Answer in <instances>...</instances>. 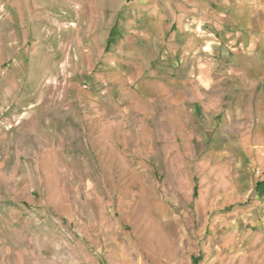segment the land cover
<instances>
[{"label": "rangeland", "instance_id": "1", "mask_svg": "<svg viewBox=\"0 0 264 264\" xmlns=\"http://www.w3.org/2000/svg\"><path fill=\"white\" fill-rule=\"evenodd\" d=\"M163 77L194 119L141 88ZM0 109V264H77L112 228L147 254L202 193L261 213L264 0H0Z\"/></svg>", "mask_w": 264, "mask_h": 264}, {"label": "crops", "instance_id": "2", "mask_svg": "<svg viewBox=\"0 0 264 264\" xmlns=\"http://www.w3.org/2000/svg\"><path fill=\"white\" fill-rule=\"evenodd\" d=\"M153 75L154 73L149 74V76ZM141 83V88H146L148 91L172 88L175 92L171 99H168L167 104L174 107L178 115H181L182 121L186 113L188 118L194 119L196 98L188 100L184 97L180 98L178 91L184 83L182 84L179 79L163 77L155 81L147 79ZM186 101L189 105H186ZM49 115H45L47 117L43 119L44 125L39 130L36 123L40 122V119L37 120L32 114L29 116L34 135L37 131L44 132L47 136L58 134L57 131H61L60 136H62L63 129L66 132L67 120L61 119L63 125L60 129L53 128L51 123H54V119ZM95 118L100 123H106V125L102 124L103 128L106 126L110 131L116 129V115L106 110L101 112V106ZM112 137L113 140L106 144L114 148L117 145L116 136L112 134ZM219 199L221 200L219 195L216 197L212 193H202L196 208L186 212L190 218L196 219L195 226L182 230L178 226L166 237L164 226L157 225L156 232H150V237L155 243L148 242V246L145 247L147 254L131 249L125 240L118 241L116 228H112L94 237L91 249L85 247L83 240L82 249L77 251V264H264V222L254 220L258 217L263 218L264 211L260 213L251 208L244 209L241 205L236 209L223 210V206L228 202L226 199L225 203L224 198L221 200L222 209H214ZM166 240L172 244L171 255L165 253Z\"/></svg>", "mask_w": 264, "mask_h": 264}, {"label": "built area", "instance_id": "3", "mask_svg": "<svg viewBox=\"0 0 264 264\" xmlns=\"http://www.w3.org/2000/svg\"><path fill=\"white\" fill-rule=\"evenodd\" d=\"M257 176L261 179V181H264V170H258Z\"/></svg>", "mask_w": 264, "mask_h": 264}]
</instances>
